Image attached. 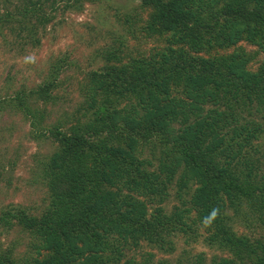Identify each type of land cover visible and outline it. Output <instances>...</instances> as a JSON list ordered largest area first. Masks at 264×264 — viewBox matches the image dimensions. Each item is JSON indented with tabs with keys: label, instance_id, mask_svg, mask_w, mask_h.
<instances>
[{
	"label": "trees",
	"instance_id": "obj_1",
	"mask_svg": "<svg viewBox=\"0 0 264 264\" xmlns=\"http://www.w3.org/2000/svg\"><path fill=\"white\" fill-rule=\"evenodd\" d=\"M83 1L95 0H0L2 46L38 47ZM127 1L136 5L112 15L127 38L106 30L100 64L70 75L83 98L73 115L44 125L57 77L79 69L67 51L47 61L35 88L0 99V111L54 146L38 162L39 211L0 209V264H133L119 261L125 246L167 254L169 237L195 224L228 256L208 264H264V121L254 117L264 120V0ZM87 113L92 121L80 122ZM172 189L178 205L166 213Z\"/></svg>",
	"mask_w": 264,
	"mask_h": 264
},
{
	"label": "rangeland",
	"instance_id": "obj_2",
	"mask_svg": "<svg viewBox=\"0 0 264 264\" xmlns=\"http://www.w3.org/2000/svg\"><path fill=\"white\" fill-rule=\"evenodd\" d=\"M134 5L136 2L127 0H95L92 3L83 1V7L78 12H63L59 16L58 23L41 37L38 47H25L26 50L23 53L22 51L14 52V50L9 52L0 42V99L9 97L11 91L13 89L16 91V88L29 85L31 89L35 88L41 81L43 75L40 76L39 73L44 69L47 61L54 60L55 57L67 51L71 61H75L79 69L72 70V67L57 77L55 81L57 87L54 90V92L57 91L55 95L57 104L45 106L48 115L44 125L52 124L55 119L61 117L62 112L73 115L78 110V105L83 102V98L75 89L70 75L74 74L77 79H80L81 72L100 64L98 52L95 51L102 44L101 34L106 30H114L116 35H122L123 39L127 38L123 34L125 28L115 26L112 15L121 14ZM106 44L105 39L104 45ZM245 50L252 51L253 48L245 46ZM251 65L253 69L257 67L254 60ZM254 117L258 121H264L259 115ZM91 119L92 116L87 113L80 122L89 123ZM34 134V131H29L28 124L21 115L9 111L8 108L0 111V209L7 204L26 208L31 213H37L40 209L44 188L37 174L38 162L48 155L54 146L49 140L36 138ZM263 148V145L259 144L258 149L261 151ZM143 149L139 157L148 159L150 149L148 146ZM173 194L174 189L168 200L161 206L166 213L172 210L173 205H178ZM152 207V204H147L148 210ZM184 221L186 226L183 227L188 228L189 224L192 226L191 218ZM200 227L202 226L195 224L191 227L192 231L185 234L181 231L174 232V235L169 237L172 245L170 253L164 254L157 247H149L146 243L140 242L135 247L125 246L119 261L130 260L133 264H142L145 257L143 255L150 253H153V257L148 264H196L197 256L200 254L204 257L202 262L208 264L212 256L226 257V252L222 250L220 252L208 246L205 241L208 233ZM232 230L237 235H249L239 223H234ZM12 237L20 241L16 251L23 252L25 241L19 238L22 235L14 233ZM111 243L114 247L118 244L113 237H111Z\"/></svg>",
	"mask_w": 264,
	"mask_h": 264
}]
</instances>
